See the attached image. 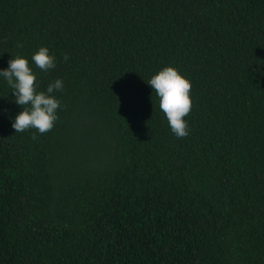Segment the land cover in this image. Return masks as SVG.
Returning <instances> with one entry per match:
<instances>
[{"label":"trees","instance_id":"16d2710c","mask_svg":"<svg viewBox=\"0 0 264 264\" xmlns=\"http://www.w3.org/2000/svg\"><path fill=\"white\" fill-rule=\"evenodd\" d=\"M17 56L63 90L50 132L16 133L0 77V264H264V0H0ZM165 67L186 138L147 84Z\"/></svg>","mask_w":264,"mask_h":264},{"label":"clouds","instance_id":"9594fccd","mask_svg":"<svg viewBox=\"0 0 264 264\" xmlns=\"http://www.w3.org/2000/svg\"><path fill=\"white\" fill-rule=\"evenodd\" d=\"M17 47H23L17 44ZM69 57L64 56L67 61ZM32 62L43 72H48L56 67V57L49 54L47 47H41L31 57ZM9 67L0 70V77L6 80L15 95V103L23 108L12 122L16 133H23L35 129L40 134L50 132L58 120L57 110L60 101L52 94L63 90L60 79L50 83L46 92L37 91V77L29 65V60L17 56L9 60ZM159 100V108L166 116L172 133L177 138H186L189 135V126L185 117L192 110L190 92L192 85L177 69L165 67L147 81ZM34 140L37 136L33 134Z\"/></svg>","mask_w":264,"mask_h":264}]
</instances>
